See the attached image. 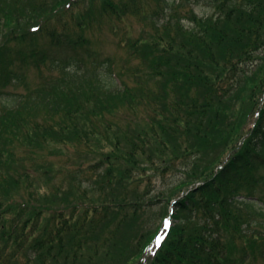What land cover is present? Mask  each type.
Instances as JSON below:
<instances>
[{
  "label": "trees",
  "instance_id": "obj_1",
  "mask_svg": "<svg viewBox=\"0 0 264 264\" xmlns=\"http://www.w3.org/2000/svg\"><path fill=\"white\" fill-rule=\"evenodd\" d=\"M79 9L153 33L117 60L47 31L19 60L61 76L3 94L24 80L3 30ZM81 146L77 170L53 169ZM0 264H264V0H0Z\"/></svg>",
  "mask_w": 264,
  "mask_h": 264
},
{
  "label": "rangeland",
  "instance_id": "obj_2",
  "mask_svg": "<svg viewBox=\"0 0 264 264\" xmlns=\"http://www.w3.org/2000/svg\"><path fill=\"white\" fill-rule=\"evenodd\" d=\"M196 13L199 15H209L212 10L211 8H208L207 5H201L195 8ZM83 12V15L82 13ZM85 17H88L89 20H87ZM23 22L21 24V27L13 26L15 27V30L13 28H8L3 31H5L8 35L13 34L17 36L26 35L31 32H37L38 26L40 29V33L38 35L32 36V37H26L24 40H20V37L17 38V40H13L9 42L8 47L12 51V54L14 58H16L15 67L16 70L23 73L24 80L20 84H14L11 83L5 88H2L3 94L11 93V95L15 94H24L29 91L36 90L40 88V83L44 82V79L50 78V79H57L61 76L62 73L53 71L50 72V70L46 68H42L41 71H38L37 68L32 67L31 64L26 63L22 65L20 63V57L19 53L23 51L26 48V45L32 44L33 46L36 45L37 48H44L49 47L50 43V37L47 35V31H53L56 34H63L68 33L71 36H74L75 34H82V36H85L89 39H92L96 47L103 53L105 56H110L113 58L124 59L126 57V50L122 46L126 42L133 41L135 38L142 36L146 37L148 34L153 33L152 32H146L149 31L148 28L145 27L143 21V17H141V21L137 20L136 18L132 17L131 15L124 16L121 23H117L114 21L106 22L104 19H91L89 17V14L87 12H84L82 10H78L77 13L70 14L69 16H64L60 19L54 18L52 20L47 21L46 25H40L38 23H35L34 21L30 20L27 16H22ZM42 29H44L42 31ZM3 31L1 33H3ZM42 33H45L44 35H40ZM32 34V33H31ZM2 37V34H1ZM59 82V81H56ZM6 99H9L10 96L6 95L4 96ZM6 101V100H4ZM238 108V107H237ZM106 118H109L110 121L107 119V124L111 123L113 120L116 122H121L122 120L120 118H117L113 116L112 114H106ZM106 120L102 116V114L99 116V120L96 121L98 125H101L102 122H105ZM96 124V125H97ZM123 132L119 131L118 129L113 128V133H110L112 136L108 138L107 146L105 149L104 154H113L116 149H122L125 143V130L127 129L123 123H121V126ZM119 133H121L119 135ZM117 134L119 137L116 141L114 140V137H116ZM125 139H124V138ZM120 142L121 146L119 148L116 147V142ZM84 148L81 146L76 151L75 149L69 148L68 151H64V156L62 157H54L50 160L54 166L53 169L58 170L59 167L63 166L62 171L64 173L65 168L69 170L71 173L78 169L79 164L82 163V154H84ZM85 155V154H84ZM89 162H86V166L96 161V159H89ZM66 164V165H65ZM66 170V171H67ZM61 171V173H62ZM99 171H91L88 174L89 178H93ZM174 177L167 178L166 181H171ZM43 186V185H42ZM41 186V187H42ZM154 186L158 189H162V185L159 181L154 182ZM83 187H86L88 190H90L91 186L86 182ZM162 210L160 208H155L154 214L152 218L150 219V224L156 223L158 224L160 222V216H161ZM149 226V225H148Z\"/></svg>",
  "mask_w": 264,
  "mask_h": 264
}]
</instances>
